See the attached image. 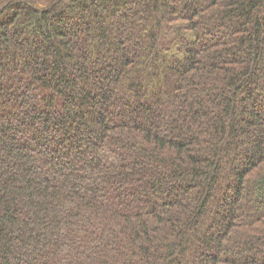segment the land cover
<instances>
[{"label": "trees", "instance_id": "obj_1", "mask_svg": "<svg viewBox=\"0 0 264 264\" xmlns=\"http://www.w3.org/2000/svg\"><path fill=\"white\" fill-rule=\"evenodd\" d=\"M0 264H264V0H0Z\"/></svg>", "mask_w": 264, "mask_h": 264}]
</instances>
